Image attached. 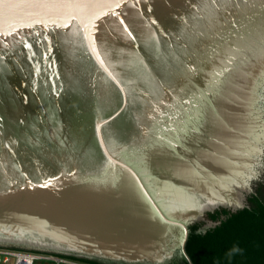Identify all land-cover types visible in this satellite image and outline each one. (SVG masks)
I'll list each match as a JSON object with an SVG mask.
<instances>
[{
  "label": "water",
  "instance_id": "95a60500",
  "mask_svg": "<svg viewBox=\"0 0 264 264\" xmlns=\"http://www.w3.org/2000/svg\"><path fill=\"white\" fill-rule=\"evenodd\" d=\"M0 247L264 264V0H0Z\"/></svg>",
  "mask_w": 264,
  "mask_h": 264
},
{
  "label": "built area",
  "instance_id": "2783aa9c",
  "mask_svg": "<svg viewBox=\"0 0 264 264\" xmlns=\"http://www.w3.org/2000/svg\"><path fill=\"white\" fill-rule=\"evenodd\" d=\"M39 258L48 260L49 264H94L52 253L0 247V264H32Z\"/></svg>",
  "mask_w": 264,
  "mask_h": 264
},
{
  "label": "rangeland",
  "instance_id": "374dc122",
  "mask_svg": "<svg viewBox=\"0 0 264 264\" xmlns=\"http://www.w3.org/2000/svg\"><path fill=\"white\" fill-rule=\"evenodd\" d=\"M6 248V247H5ZM38 252V251H37ZM10 264V263H9ZM32 264H49V261L43 258L33 260Z\"/></svg>",
  "mask_w": 264,
  "mask_h": 264
},
{
  "label": "trees",
  "instance_id": "16d2710c",
  "mask_svg": "<svg viewBox=\"0 0 264 264\" xmlns=\"http://www.w3.org/2000/svg\"><path fill=\"white\" fill-rule=\"evenodd\" d=\"M14 249V248H13ZM22 250V249H21ZM37 252V251H36ZM79 260H81V259H79ZM83 261H86V260H83ZM86 262H90V261H86ZM90 263H93V262H90ZM94 264H97V263H94Z\"/></svg>",
  "mask_w": 264,
  "mask_h": 264
}]
</instances>
